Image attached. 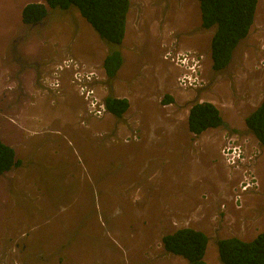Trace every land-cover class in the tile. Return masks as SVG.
<instances>
[{"label": "rangeland", "instance_id": "obj_1", "mask_svg": "<svg viewBox=\"0 0 264 264\" xmlns=\"http://www.w3.org/2000/svg\"><path fill=\"white\" fill-rule=\"evenodd\" d=\"M8 1L0 0V140L21 163L0 176V264H187L161 245L183 227L207 236L206 264H221L218 240L263 231L264 148L243 118L264 96V0L231 63L219 72L203 65L205 85L194 90L178 87L166 60L176 51L166 46L209 59L213 29L198 26L196 0H130L125 66L97 87L129 98L124 120L87 119L71 72L58 70L73 59L102 75L92 53L108 50L78 12L48 9L47 25L31 29ZM198 101L215 105L226 126L192 136L187 113ZM240 144L251 172L221 156ZM247 175L254 184L234 203Z\"/></svg>", "mask_w": 264, "mask_h": 264}, {"label": "trees", "instance_id": "obj_2", "mask_svg": "<svg viewBox=\"0 0 264 264\" xmlns=\"http://www.w3.org/2000/svg\"><path fill=\"white\" fill-rule=\"evenodd\" d=\"M44 3H30L21 11V23L25 27L47 25L54 12L75 11L104 41L108 50L103 63L107 82L115 78L122 66L120 53L124 38L129 0H43ZM201 28L214 29L210 41L211 69L219 72L225 69L238 43L243 40L253 23L257 0H197ZM48 9H55L48 17ZM46 21V23H45ZM24 27V28H25ZM170 99V98H169ZM168 100V99H167ZM166 102V101H165ZM106 110L119 118L128 109L126 99L107 96ZM248 133L264 148V96L259 105L244 119ZM215 105L209 102L191 105L187 117V129L198 136L208 129L225 127ZM15 150L0 140V176L20 165ZM207 236L192 228H179L162 236L165 252L180 256L188 264H206L204 254ZM221 264H264V230L253 240L244 242L236 237L220 239L216 243Z\"/></svg>", "mask_w": 264, "mask_h": 264}, {"label": "built area", "instance_id": "obj_3", "mask_svg": "<svg viewBox=\"0 0 264 264\" xmlns=\"http://www.w3.org/2000/svg\"><path fill=\"white\" fill-rule=\"evenodd\" d=\"M175 65L181 70V75L178 78V84L182 89L197 88L203 84L199 77L198 65H195L192 59H179ZM79 64L75 61H67L63 67H59V71L64 69L69 70L72 75V83L77 89L79 95L86 103L88 114L92 117H101L106 112L102 99L96 94L93 84L96 82V75L89 70H80ZM81 66V65H80ZM57 84V80L55 81ZM231 150V153L229 151ZM227 163L235 164V159L239 157L238 152L232 148H225L223 151ZM251 182L247 179L242 185V191L251 186ZM236 202L240 203V197L236 198Z\"/></svg>", "mask_w": 264, "mask_h": 264}, {"label": "clouds", "instance_id": "obj_4", "mask_svg": "<svg viewBox=\"0 0 264 264\" xmlns=\"http://www.w3.org/2000/svg\"><path fill=\"white\" fill-rule=\"evenodd\" d=\"M129 2H130V0H129ZM196 2H197V0H196ZM259 2H260V0H257V5H256V10H255V14H254V19H253V23L251 24V26H250V28H249V31H248V33L250 32V29H251V27L254 25V23H255V21H256V19H257V10H258V8H259ZM197 5H198V2H197ZM198 7V9H199V5L197 6ZM261 9H262V6H261ZM128 12H129V10H128ZM128 14V13H127ZM199 15H200V11H199ZM127 19V18H126ZM86 22V21H85ZM89 25V24H88ZM126 25H127V22H126ZM90 26V25H89ZM199 27H200V29H202L201 28V21H200V25H198ZM195 29H196V24L193 26ZM213 29V28H212ZM188 30H190V29H186V32L188 31ZM214 30V29H213ZM194 31H196V32H198L197 30H194ZM213 33V32H212ZM248 35V34H247ZM211 36H212V34H211ZM247 37V36H246ZM245 37V38H246ZM244 38V39H245ZM243 39V40H244ZM178 41V40H177ZM210 41H211V38H210ZM242 41V40H241ZM240 43V42H239ZM239 43H238V45H239ZM171 44V43H170ZM174 44H175V42H174ZM168 45H169V43H168ZM168 45L166 46L167 48H169V49H173L174 50V52H175V56H167V58H166V60H169L170 59V63L173 65V69L175 70V72L177 73L176 75H175V82H177V84H178V78H179V76L181 75V70L175 65V62L177 61V60H179V59H182V58H185V59H192L193 58V60H194V63H195V65H198V69H199V77L201 76V74H202V71H201V67L204 65V62H206V55H205V53L203 54V53H201L200 51H198V50H196V51H193V50H179V48H182V47H180L179 45H178V42H177V44L175 45L176 47H178V51H177V49H175L174 47L173 48H170V47H168ZM172 45V44H171ZM237 45V46H238ZM237 46H236V48H237ZM209 47H210V45H209ZM235 48V49H236ZM235 49H234V51H233V54H232V58L234 57V52H235ZM263 50H264V47L262 48ZM107 54V53H106ZM264 57V54L262 55V58ZM232 58H231V61H232ZM210 59H211V57H210ZM104 60V59H103ZM231 61H230V63H231ZM229 63V64H230ZM211 65H212V61H211ZM211 65H210V68H211ZM52 69H54V67H52ZM212 70V69H211ZM101 71H102V75H99V74H97V73H95V77H96V82L93 84V88L95 89V92H96V94L102 99V101H103V103H104V99H105V97H107V96H102L101 94H100V88H97V87H100L101 86V84H103V82H104V80H105V77H106V75H105V72H104V69L101 67ZM104 75V76H103ZM107 79V78H106ZM202 79V78H201ZM56 81V80H55ZM49 82L48 83V85L50 86V88H54V87H56V82ZM202 81H203V79H202ZM59 80H57V84L59 85ZM71 82V84H73L72 83V80L70 81ZM74 85V84H73ZM205 85V83L203 82V84L200 86V87H197L198 89H200V88H203V86ZM60 86V85H59ZM178 87L180 88V89H182L180 86H179V84H178ZM194 89H196V88H188V89H182V90H194ZM74 91H75V93L78 95V97H80L81 99H82V102H83V104H84V111L86 112V114L88 115V116H90L89 114H88V111H87V106H86V103H85V101L83 100V98L79 95V93L77 92V89H76V87H75V89H74ZM263 99V98H262ZM198 103H202V102H200V101H198ZM104 106H105V104H104ZM105 109H106V107H105ZM218 109V108H217ZM219 110V109H218ZM220 111V110H219ZM108 114V112H107V110H106V112L104 113V117L106 116ZM246 118V117H245ZM244 118V119H245ZM222 119L224 120V118L222 117ZM225 123V122H224ZM244 125H245V123H244ZM246 127V126H245ZM217 129V128H216ZM188 130V129H187ZM208 130H215V129H208ZM207 131V130H206ZM205 131V132H206ZM248 132V131H247ZM190 133V132H189ZM204 133V132H203ZM191 134V133H190ZM250 134V133H249ZM201 135V134H200ZM252 135V134H251ZM192 136H194V135H192ZM194 137H196V136H194ZM255 139V138H254ZM256 140V139H255ZM256 143L257 144H259L258 143V141L256 140ZM260 145V144H259ZM250 146V145H249ZM261 146V145H260ZM247 147V146H246ZM227 148V147H226ZM230 149H232V148H234L237 152H238V154H239V157L238 158H236L235 159V164H233V165H231V164H229V163H227V161H226V157H224V154H223V151L224 150H222L221 151V156L223 157V159L225 160V163L226 164H228L229 166H231V167H233V166H238L240 163L242 164L241 166H247L248 168H249V171L248 172H251L250 170L252 169L251 168V166H250V162H248L247 164H243L242 162H243V159L245 158V149H244V144H240V145H237V146H233V147H229ZM225 149V148H224ZM250 153H252V154H254V151H249ZM229 153H231V150L229 151ZM254 156H257V154H255ZM250 159H251V157H250ZM238 162V163H237ZM247 167H245V169H247ZM246 172V171H245ZM252 177V175H247V176H244L243 177V181L241 180V182H240V184L235 188V194H236V196H235V198H234V200H233V202L234 203H239V202H236V198L239 196L240 197V203H242V200H241V196H243V195H245L246 193L245 192H247L248 191V189L250 188V186L249 187H247L246 188V190H244V191H242V185H243V183L248 179L252 184H254L253 183V181H255V177H253V178H251ZM251 184V185H252ZM183 228H187V227H183ZM264 230V229H263ZM161 245H162V243H161ZM164 250V249H163ZM169 254H171V253H169ZM173 255V254H172ZM176 256V255H175ZM180 257V256H179ZM182 258V257H181ZM183 259V258H182ZM185 260V259H184ZM186 261V260H185ZM187 262V261H186ZM188 264V263H187Z\"/></svg>", "mask_w": 264, "mask_h": 264}, {"label": "crops", "instance_id": "obj_5", "mask_svg": "<svg viewBox=\"0 0 264 264\" xmlns=\"http://www.w3.org/2000/svg\"><path fill=\"white\" fill-rule=\"evenodd\" d=\"M8 3H9V6H8V10L9 11H11L10 12V15H15V16H18V15H20L21 16V11H22V9H23V7L25 6V5H27V4H30V3H44V1L43 0H11V1H8ZM45 4V3H44ZM20 19H21V17H20ZM191 48H193V47H191ZM103 47H99L98 48V50L97 49H95V51H94V53H92V57H93V60H96V59H98L96 62L98 63V64H101V63H103V59L105 58V56H106V52H103ZM195 50H196V48H195ZM197 50L198 51H200L201 53H203L204 54V52L203 51H201V50H199L198 48H197ZM209 56H210V49H209ZM94 55H96L95 57H94ZM206 55V54H205ZM122 57H123V60L125 61V56L123 55V53H122ZM209 59H210V57H209ZM208 59V56L206 55V62H204V66L205 65H207L208 64V66L210 67V65H211V59L209 60ZM73 60V59H72ZM73 61H75V62H77L76 60H73ZM123 61V63H122V66L120 67V69L118 70V72H117V74H116V78L117 77H119L120 76V73L123 71L122 69H123V67L125 66L124 65V62ZM132 61V60H131ZM78 63V62H77ZM79 64V63H78ZM54 65H52L51 67H53ZM132 68H133V66H132ZM52 69V68H51ZM174 70V69H173ZM175 71V70H174ZM129 72V71H128ZM125 79L126 80H128L129 79V74L127 73V75L125 76ZM172 79V78H171ZM171 81V80H170ZM165 83V82H164ZM160 84H163V82L162 83H160ZM160 84H158V86H157V90H155V91H158V89H159V86H160ZM70 85V84H69ZM168 88H169V86H168ZM167 88V89H168ZM73 90V89H72ZM73 92L75 93V91L73 90ZM149 92V91H148ZM149 93H151V92H149ZM76 94V93H75ZM140 94H141V96H142V92H140ZM170 94H172L173 96H174V94L170 91ZM115 98H118V99H126L127 101H128V109H129V107H130V100H129V98L128 97H126V96H117V97H115ZM82 101V100H81ZM81 104L83 105V112H84V104H83V102H81ZM128 109H127V111H128ZM126 111V112H127ZM82 112V111H81ZM81 112H79V114L81 113ZM82 112V113H83ZM125 112V113H126ZM125 113L120 117V118H116V117H114L113 115H111L110 113H108L107 115H109L110 117H112L113 119H119V120H124L125 119V117H126V115H125ZM124 116V117H123ZM110 117H108L107 118V120L109 121V125L111 126V124H112V120H110ZM106 120V119H105ZM104 120V121H105ZM243 120H244V118H243ZM109 126V127H110ZM108 127V126H107ZM108 127V128H109ZM238 128V127H237ZM236 128V129H237ZM247 203H249L248 201H247Z\"/></svg>", "mask_w": 264, "mask_h": 264}, {"label": "flooded vegetation", "instance_id": "obj_6", "mask_svg": "<svg viewBox=\"0 0 264 264\" xmlns=\"http://www.w3.org/2000/svg\"><path fill=\"white\" fill-rule=\"evenodd\" d=\"M168 100H166V102L167 103H172V99H169V98H167ZM192 104H194V103H191V105ZM191 105H190V107H191ZM190 109V108H189ZM188 112H189V110H188ZM160 115H162L163 117H164V114L163 113H161L160 112ZM115 117V116H114ZM187 117H188V113H187ZM92 118H94V119H102V118H104V115H102L101 117H92V116H87V119H92ZM117 118V117H116ZM120 118V117H119ZM82 195V194H81Z\"/></svg>", "mask_w": 264, "mask_h": 264}, {"label": "bare ground", "instance_id": "obj_7", "mask_svg": "<svg viewBox=\"0 0 264 264\" xmlns=\"http://www.w3.org/2000/svg\"><path fill=\"white\" fill-rule=\"evenodd\" d=\"M242 176V175H241ZM241 176H239V177H241Z\"/></svg>", "mask_w": 264, "mask_h": 264}]
</instances>
